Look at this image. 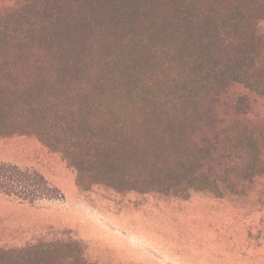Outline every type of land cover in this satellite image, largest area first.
Returning <instances> with one entry per match:
<instances>
[{
	"label": "trees",
	"instance_id": "obj_1",
	"mask_svg": "<svg viewBox=\"0 0 264 264\" xmlns=\"http://www.w3.org/2000/svg\"><path fill=\"white\" fill-rule=\"evenodd\" d=\"M264 0H16L0 6V137L35 138L76 185L186 198L264 178ZM262 106V105H261ZM0 194L60 199L0 162ZM0 264H94L76 240Z\"/></svg>",
	"mask_w": 264,
	"mask_h": 264
},
{
	"label": "rangeland",
	"instance_id": "obj_2",
	"mask_svg": "<svg viewBox=\"0 0 264 264\" xmlns=\"http://www.w3.org/2000/svg\"><path fill=\"white\" fill-rule=\"evenodd\" d=\"M261 105L252 117L264 121ZM0 162L39 172L63 196L30 204L0 194V248L76 240L94 264H264V178L221 196L84 191L59 154L25 136L0 137Z\"/></svg>",
	"mask_w": 264,
	"mask_h": 264
}]
</instances>
